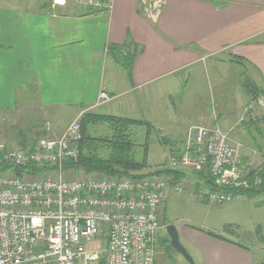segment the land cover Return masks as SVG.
I'll return each mask as SVG.
<instances>
[{"label":"crops","instance_id":"crops-1","mask_svg":"<svg viewBox=\"0 0 264 264\" xmlns=\"http://www.w3.org/2000/svg\"><path fill=\"white\" fill-rule=\"evenodd\" d=\"M3 3L0 0V137L9 147L22 148L26 135H39V125L33 126L54 110L70 109L72 115L55 128L59 136L81 112L92 110L100 91L112 102L128 91L179 82L185 74L195 76L206 57L221 52L245 69L243 80L232 93L218 95L216 115L203 122L226 128L230 116L235 121L253 108L256 103L243 88L246 82L255 84L263 92L259 99H264V0H165L155 22L142 13L140 0H110L107 12L93 15L84 10L52 15L48 6L34 12L27 4ZM109 46L135 50L129 74L113 60ZM186 130L167 138L172 154ZM243 130L231 142L240 145V154L247 158L245 148L257 147L241 141ZM161 228L157 245L162 253ZM183 231L189 232L201 264H264L245 244Z\"/></svg>","mask_w":264,"mask_h":264},{"label":"built area","instance_id":"built-area-1","mask_svg":"<svg viewBox=\"0 0 264 264\" xmlns=\"http://www.w3.org/2000/svg\"><path fill=\"white\" fill-rule=\"evenodd\" d=\"M140 3L154 22L165 0ZM111 100L100 91L92 109ZM87 111L57 137L46 122L41 136H25L23 148L0 143V164L41 170L23 177L0 172V264H155L163 203L169 191L182 188L159 176L68 178L65 162L79 156L80 120ZM240 149L217 126L192 127L169 164L173 170L207 171L220 188L256 189L264 181V163L245 164ZM242 198L224 191L199 196L209 206Z\"/></svg>","mask_w":264,"mask_h":264},{"label":"rangeland","instance_id":"rangeland-1","mask_svg":"<svg viewBox=\"0 0 264 264\" xmlns=\"http://www.w3.org/2000/svg\"><path fill=\"white\" fill-rule=\"evenodd\" d=\"M8 2L18 5L27 4L34 12L42 6H48V13L59 15L79 13L85 7L97 5L98 0H4L3 4H8ZM140 8L142 11L141 5ZM228 59L226 52L208 56L202 60L204 62H201L198 73L193 77L189 78L188 74H185L180 78L181 81H170L169 85L159 86L158 84L150 90L130 91V93L128 91L120 99L88 111L143 122L131 128L133 140L137 145L134 155L138 161L142 160V152L147 148L146 166L139 174L147 175L157 170L171 169L169 164L171 155L165 141L176 132L182 134L188 128L185 133L186 138L189 129L197 126H217L222 131L228 132L230 140H237L236 133L244 129L243 132L246 134L241 141L246 146L257 148H245L249 156L244 158L241 155V157L245 164L253 162L254 166L262 165L264 163L263 98L259 99L261 103L255 101L254 107L244 112V118L240 115L241 117L234 121L230 116L231 121L229 120L226 128L222 125L203 122L216 115V106L220 102L218 95L226 91L232 93L234 89L240 87V80H243L244 68L240 70L238 65ZM249 100L250 98H245V101ZM251 113L256 117L255 120L250 119ZM70 115V109L54 110L53 113L48 114L49 119L41 124L37 122L33 128L39 125L38 129L40 128L43 132L44 124L49 122L52 125V136L57 137L58 133L55 128L58 129L65 125ZM31 118L33 117L27 115L28 121ZM106 132L105 126L94 127L95 136ZM36 134V132L35 134L30 133V136L35 138ZM178 138L180 139V136ZM0 143H5L1 137ZM184 173L187 176L178 183L182 191L180 193L169 191L162 206L164 209L161 212L159 224L164 226L161 232L165 241L162 244V253L160 251L157 256L158 264H165V261L166 264H190L171 247L170 240L165 233V227L169 224L176 228L179 242L192 264H201L200 254L194 242L188 237L189 232L186 234L183 229L193 230L200 234L211 232L233 242L245 244L252 249L257 261L259 257L264 260V193L254 198L243 197L220 206H209L199 200V196L205 194L207 189L200 187L198 190L196 185H199L200 181L193 176L194 173L188 170ZM83 177L85 176L81 172H68V178ZM159 232L160 230L156 231V237Z\"/></svg>","mask_w":264,"mask_h":264},{"label":"trees","instance_id":"trees-1","mask_svg":"<svg viewBox=\"0 0 264 264\" xmlns=\"http://www.w3.org/2000/svg\"><path fill=\"white\" fill-rule=\"evenodd\" d=\"M105 3L106 0H98L99 6H89L85 7L83 10L87 15L105 13L108 11V8L104 7ZM108 52L113 60L122 66L126 73L129 74L133 57L135 56V50L132 49L131 51H127L125 47L109 46ZM243 88L246 94L250 96L252 102L258 100L263 95V92L251 82L244 83ZM80 123L82 139L79 143V156L76 161L68 160L65 162V168L67 170L81 172L84 176L98 175L116 177L118 179L159 176L169 179L174 184H178L182 178L187 176V174L184 173L185 170L173 169H161L147 175L139 174L146 166L147 148L142 152V160L138 161L134 155V149L137 145L133 140L131 128L132 126L143 124L141 121L87 111L82 115ZM96 126H105L107 132L95 136L94 127ZM41 135L42 133L37 136L39 137ZM165 143H167V141H165ZM21 147L23 148V146ZM171 152L173 153V151H170V155L172 154ZM176 154H172L171 156ZM1 171H10L17 177L41 173V170L34 168L32 165L14 168L0 164V172ZM193 173V176L200 181L199 185H196L198 186V190L200 187H204L207 191H224L228 194H240L247 198L258 197L264 193V181H262L261 185L256 189L250 188L242 190L220 188L215 185L214 179L207 171ZM252 175L253 172H250L247 174V177ZM205 234L218 240H225L222 236L211 232H205Z\"/></svg>","mask_w":264,"mask_h":264},{"label":"water","instance_id":"water-1","mask_svg":"<svg viewBox=\"0 0 264 264\" xmlns=\"http://www.w3.org/2000/svg\"><path fill=\"white\" fill-rule=\"evenodd\" d=\"M165 233L168 236L169 240H170V245L171 247L178 253L180 254L182 257H184L190 264L191 263V259L188 257L186 251L183 249V247L181 246L180 242H179V237H178V233L176 228L174 227V225L169 224L165 227Z\"/></svg>","mask_w":264,"mask_h":264}]
</instances>
